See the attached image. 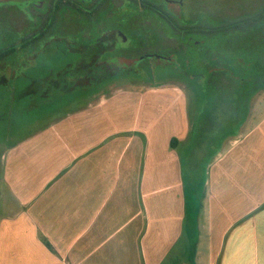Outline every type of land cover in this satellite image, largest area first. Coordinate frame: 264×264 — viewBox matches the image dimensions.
Wrapping results in <instances>:
<instances>
[{"label":"crops","instance_id":"crops-1","mask_svg":"<svg viewBox=\"0 0 264 264\" xmlns=\"http://www.w3.org/2000/svg\"><path fill=\"white\" fill-rule=\"evenodd\" d=\"M110 83L65 96L79 104L2 153L11 202L0 264H264V116L251 121L254 98L234 137L200 160L192 208L187 84Z\"/></svg>","mask_w":264,"mask_h":264},{"label":"flooded vegetation","instance_id":"flooded-vegetation-1","mask_svg":"<svg viewBox=\"0 0 264 264\" xmlns=\"http://www.w3.org/2000/svg\"><path fill=\"white\" fill-rule=\"evenodd\" d=\"M186 1L73 0L72 14L66 16H71L74 23L75 31L72 34L64 32L61 12L53 19L54 0L0 1V8L9 6L8 10H2L1 13L16 12L22 14L28 23L35 24L32 26L29 23L27 27L14 32L20 40L12 44H0V52L14 50L10 57L0 62V71L9 73L8 78L11 79L17 73V68L7 60L22 53L23 56L18 59L20 65L24 66L20 77L28 81L24 89V94L28 96L41 91L46 93L63 89L61 64L66 55L67 59L71 55L76 72L79 71L80 59H85L90 67V76L87 78L104 80L99 86L111 80L144 79L148 74L142 65L147 63L152 69L154 64L161 61L172 64L179 73L202 82L203 73L184 71L177 56L199 51L201 56L198 63L205 64L207 49L201 38L206 34H198L197 31L192 34L190 28L184 31L183 27L167 22V19L174 17L193 21L182 15ZM51 20H54V24H50ZM70 42L72 46L67 48ZM51 48L55 50L53 55L49 54ZM64 48H67L66 52ZM85 54L88 56L85 57ZM49 56L51 61L45 60ZM48 64H54L56 69H50ZM33 70H40V73H34L33 77L29 74Z\"/></svg>","mask_w":264,"mask_h":264},{"label":"rangeland","instance_id":"rangeland-1","mask_svg":"<svg viewBox=\"0 0 264 264\" xmlns=\"http://www.w3.org/2000/svg\"><path fill=\"white\" fill-rule=\"evenodd\" d=\"M263 7L264 0H187L183 5L182 15L184 18H191L193 21L207 18L213 22H223L253 14ZM8 9L9 6H4L0 8V11H6ZM10 9L12 10L13 8ZM29 23L32 26L35 25L33 22ZM29 23L22 14L16 12L14 14L0 12V44L2 43V45H5L6 42L12 44L20 40L18 34L14 32L22 30L27 27ZM62 23L65 33L72 34L75 31L71 16L67 18L63 17ZM56 25H58V23L55 24V26ZM55 26L54 29L56 28ZM246 29L247 31L245 32L241 30L234 34H221L212 38L206 35L201 38L207 49L206 64H208V60L211 59L213 52H221L220 54H224L227 57L242 58L247 63H252V72L264 79V20L260 25L259 23L257 25H248ZM71 46L72 43L70 42L67 48H71ZM67 48H64L65 52ZM49 54H55V50L51 48ZM22 56L23 54L20 53L13 57V59L7 60L17 68V73L12 75L11 79L8 78L9 73L0 71V217L4 215L11 202L2 182V153L17 139L36 131L54 116L62 111H67L77 106V103L79 104L78 100H73L74 97L68 98V95L73 91L66 92L69 91V89L49 91L46 93L41 91L42 93L37 92L32 96L24 94V89L28 81L23 76L20 77V74L24 71V66L20 65L21 62L18 59ZM200 56L199 51H193L187 55L177 56V60L181 65V69L188 73H204L206 71V64L199 65ZM69 57L70 58L67 59V55L64 56L63 63L61 64L63 70L67 61L72 59L71 55ZM41 59L43 58L41 57ZM50 59L51 57L49 56L45 60L51 61ZM254 64H257V66L255 67ZM48 65L52 70L55 68V66H53L54 64ZM142 66L148 74V76H145L146 78L121 79L118 81L111 80V85L108 88H135L141 87L140 85L144 88L150 84L168 83L176 79L184 82L188 86L190 113L193 123L192 130H194V126L198 123L197 120L200 117L201 109L204 111V115L199 121L200 134L198 137L195 136L196 150L192 152V155H187L184 158L185 174L189 183L187 188L188 192L190 191V203L193 208L197 201L198 193L196 192H199L202 186L204 164L201 163L200 160L210 158L212 151L216 149L219 142L220 130L235 125L232 122L236 120L237 115H235L236 113L232 112L231 109H228L226 112L222 111L221 108L216 106L218 104L215 101L216 97L213 95L212 89L204 86V90H201L198 84L199 82L192 79L187 74L179 73L172 64L161 61L154 64V66L152 65V69L147 63ZM34 73L38 75L40 70L29 72V74L35 77ZM64 73H66V71H64ZM65 76L70 83L69 85L72 86L71 82L75 77L72 76L71 73ZM99 87L95 89L99 90ZM106 90L107 89L104 91ZM78 92H80L79 88L76 87L73 93L77 95ZM255 97H252L254 99L251 103V121L259 120L264 116V87L259 91L257 97ZM236 126L237 125L230 128V133L226 134L223 137L224 139H220V141L224 140L223 145H226L228 141L234 137ZM193 136V133H191V138H193ZM196 161L197 163H195Z\"/></svg>","mask_w":264,"mask_h":264},{"label":"trees","instance_id":"trees-1","mask_svg":"<svg viewBox=\"0 0 264 264\" xmlns=\"http://www.w3.org/2000/svg\"><path fill=\"white\" fill-rule=\"evenodd\" d=\"M148 2V1H146ZM150 3V2H149ZM54 7L52 12V17L55 18L61 12L63 17L72 14L73 0H54ZM54 20L50 24H54ZM264 20V7L253 14L242 16L237 19L223 21V22H213L210 19L204 18L196 21L187 22L184 19L173 18L167 19V22L170 24L178 25L183 27V30L191 29V33L195 34L196 31L198 34H206L208 37H216L217 35H229L238 33L239 31H247L248 25H257ZM12 51L8 50L0 52V62L5 58H8L12 55ZM221 52H213L211 59L208 60L206 64V71L203 73L204 82H199V87L201 90H204V86L212 89L213 95L216 97L215 101L219 108L222 111L226 112L228 109H231L232 112H235L237 115L236 120H233L232 123L237 125L247 114V107L249 101L252 98V95L257 94L264 87V79H262L258 74H254L251 70L252 63H247L242 58H230ZM88 55L85 54V57ZM255 67L257 64H254ZM75 65L73 61L66 63L63 70V89L68 90L66 92L74 91V89L79 88L80 92L93 91L92 89L98 87L104 80H89L87 77L90 76L89 64L85 59H80L79 71L74 70ZM99 69V67H97ZM66 71V73H64ZM71 71V72H70ZM71 73L75 78L73 79L72 86L66 79V74ZM200 76V75H199ZM202 76V75H201ZM74 88V89H72ZM206 90V89H205ZM72 91V93H73ZM65 92V93H66ZM71 94V93H70ZM217 109V108H215ZM204 111L201 109L200 117L198 122L202 119ZM200 124V123H199ZM199 124L196 123L194 128V135H198L200 132ZM235 125L229 128H222L219 133V144L220 139L230 133V128H233ZM176 140L172 141V145L175 146ZM218 145V144H217ZM217 149V147H216ZM216 149L212 151L210 160L215 154ZM48 246H50L48 244Z\"/></svg>","mask_w":264,"mask_h":264}]
</instances>
